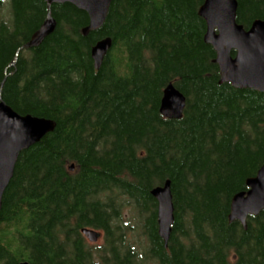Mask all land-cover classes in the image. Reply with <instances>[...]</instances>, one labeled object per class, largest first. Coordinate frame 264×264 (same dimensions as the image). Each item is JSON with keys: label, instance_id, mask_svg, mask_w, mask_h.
I'll return each mask as SVG.
<instances>
[{"label": "trees", "instance_id": "16d2710c", "mask_svg": "<svg viewBox=\"0 0 264 264\" xmlns=\"http://www.w3.org/2000/svg\"><path fill=\"white\" fill-rule=\"evenodd\" d=\"M237 1L245 29L264 20V0ZM204 2L113 0L104 26L85 36L89 16L70 4L0 0V101L57 124L19 157L0 264H264V211L246 229L229 221L233 197L264 165V94L220 83ZM48 14L55 32L19 52ZM104 38L114 44L97 71L91 51ZM170 83L187 98L180 120L160 113ZM168 180L176 222L165 247L151 192ZM126 207L143 221L142 251Z\"/></svg>", "mask_w": 264, "mask_h": 264}, {"label": "water", "instance_id": "95a60500", "mask_svg": "<svg viewBox=\"0 0 264 264\" xmlns=\"http://www.w3.org/2000/svg\"><path fill=\"white\" fill-rule=\"evenodd\" d=\"M51 8L53 5L70 4L87 13L89 25L83 34L100 30L108 17L113 0H43ZM237 0H205L199 9V16L206 22L205 44L216 52L215 64L220 69V83H229L238 90H252L264 94V20H255L249 29L237 21ZM57 27L56 21L48 14L41 28L25 44L22 50L40 47ZM111 38L98 41L91 51L97 71L113 47ZM235 52V56H233ZM187 98L173 83L164 90L160 113L170 120H180L184 115ZM55 121L33 115H20L0 101V215L3 197L9 187L20 155L40 143L55 131ZM74 171V165L70 168ZM248 190L236 194L231 201L230 223L240 222L247 228L250 216H259L264 211V165L257 175L247 180ZM151 196L158 203V232L165 247L172 238L176 222L172 182L154 188ZM81 233L91 242L97 243L101 234L94 229L84 228ZM20 264H31L22 261Z\"/></svg>", "mask_w": 264, "mask_h": 264}, {"label": "rangeland", "instance_id": "374dc122", "mask_svg": "<svg viewBox=\"0 0 264 264\" xmlns=\"http://www.w3.org/2000/svg\"><path fill=\"white\" fill-rule=\"evenodd\" d=\"M125 223L128 224V228H130L129 236L132 241H134L136 247L139 251H142L147 246V237L144 233L143 229V221H141L135 217V214L131 211L130 208H125ZM101 234V237L96 243L99 246H102L104 244V234L99 232ZM88 241V240H87ZM89 242V241H88ZM91 244V242H89ZM94 244V243H93Z\"/></svg>", "mask_w": 264, "mask_h": 264}]
</instances>
